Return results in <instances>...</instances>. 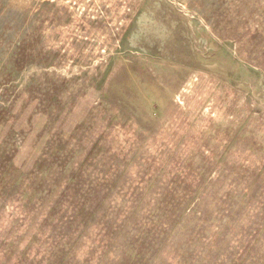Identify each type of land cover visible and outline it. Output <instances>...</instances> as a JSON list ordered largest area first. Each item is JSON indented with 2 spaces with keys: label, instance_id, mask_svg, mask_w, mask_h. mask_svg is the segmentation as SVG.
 I'll return each instance as SVG.
<instances>
[{
  "label": "rangeland",
  "instance_id": "1",
  "mask_svg": "<svg viewBox=\"0 0 264 264\" xmlns=\"http://www.w3.org/2000/svg\"><path fill=\"white\" fill-rule=\"evenodd\" d=\"M0 264H264V0H0Z\"/></svg>",
  "mask_w": 264,
  "mask_h": 264
}]
</instances>
